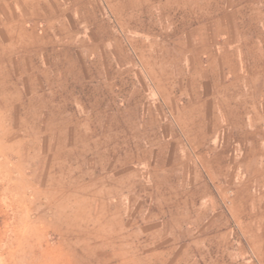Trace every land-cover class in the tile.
Listing matches in <instances>:
<instances>
[{
	"label": "rangeland",
	"instance_id": "rangeland-1",
	"mask_svg": "<svg viewBox=\"0 0 264 264\" xmlns=\"http://www.w3.org/2000/svg\"><path fill=\"white\" fill-rule=\"evenodd\" d=\"M62 3L46 25L0 9V264H264V202L232 184L253 171L203 164L174 118L220 70L241 121L264 115V0Z\"/></svg>",
	"mask_w": 264,
	"mask_h": 264
},
{
	"label": "crops",
	"instance_id": "crops-1",
	"mask_svg": "<svg viewBox=\"0 0 264 264\" xmlns=\"http://www.w3.org/2000/svg\"><path fill=\"white\" fill-rule=\"evenodd\" d=\"M83 0H0V9L10 11L12 18L21 24L39 25L44 23L49 24L47 21L46 7L49 3L60 4L63 2L67 4L70 10H81ZM36 3L43 4L42 9L36 6ZM62 3V4H63ZM219 10L221 8L226 11V1L218 3ZM17 12V13H16ZM61 19V18H60ZM58 18V20H60ZM57 20V19H55ZM213 25L219 26L218 28L209 31L211 40L221 39L224 36V32L228 22L226 20V12L219 14L217 19H213ZM46 21V22H45ZM62 23L61 21H59ZM229 25H231L229 23ZM224 28V30H223ZM227 40H223L225 42ZM231 41V40H229ZM221 44V43H220ZM209 64L214 61H218L226 68L228 67V60L233 58V50L228 48L226 43H222L216 51H211L208 54ZM210 68V65L207 66ZM207 68V69H208ZM220 70V69H219ZM236 75L237 73L234 72ZM222 74V75H221ZM219 85H214L213 89H222V95L217 98L212 93H206L198 103L191 106V103L183 104L189 107V114H184V109H178V112L174 115L175 120L178 123L186 122V125H181L182 136L187 138L192 144L193 151L197 155H202L203 164L211 162V157L207 155L211 154L212 150L217 149L219 153V167L220 169H227V164L231 163V155H234L235 169L245 167L253 171L244 178H236L233 181L235 186H247L257 187L255 192L251 188H248V193L252 195L251 201L257 204L264 202V115H260L257 109H254L252 113L246 117L245 122L241 121L243 115V101L234 98L227 100L228 84L226 82V73L219 71ZM235 86L237 83H234ZM194 98V97H193ZM234 103V118H230L228 111L224 109L226 106H231ZM221 107L222 109H218ZM254 112V113H253ZM231 113V112H230ZM241 121V122H240ZM210 139H218V145L216 147L210 145ZM231 142V140H233ZM229 158V161H228ZM228 161V163H227ZM259 189V190H257ZM238 196V195H237ZM239 196L237 197V199ZM243 198H241L242 200ZM259 207V206H258ZM257 216L264 214L263 211H256ZM262 212V213H260Z\"/></svg>",
	"mask_w": 264,
	"mask_h": 264
},
{
	"label": "bare ground",
	"instance_id": "bare-ground-1",
	"mask_svg": "<svg viewBox=\"0 0 264 264\" xmlns=\"http://www.w3.org/2000/svg\"><path fill=\"white\" fill-rule=\"evenodd\" d=\"M1 140V138H0ZM3 140V139H2ZM4 141V140H3ZM5 163V162H4ZM2 171V172H1ZM11 177H12V171L11 169L2 167L1 163H0V178L2 179V184H7L11 181ZM1 181V180H0ZM1 185V184H0ZM9 185V184H8ZM10 187H8L9 189ZM11 189V188H10ZM61 214V213H60Z\"/></svg>",
	"mask_w": 264,
	"mask_h": 264
}]
</instances>
